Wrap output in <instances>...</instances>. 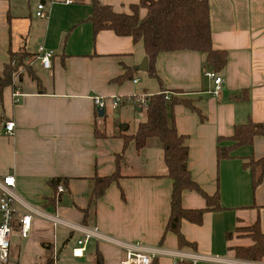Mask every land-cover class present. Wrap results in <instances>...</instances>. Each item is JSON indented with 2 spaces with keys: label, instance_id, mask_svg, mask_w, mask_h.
<instances>
[{
  "label": "crops",
  "instance_id": "1",
  "mask_svg": "<svg viewBox=\"0 0 264 264\" xmlns=\"http://www.w3.org/2000/svg\"><path fill=\"white\" fill-rule=\"evenodd\" d=\"M99 1L126 14L139 3ZM207 3L212 46L227 53L226 66L219 73L224 84L218 96L211 93L213 83L204 75L206 56L199 52L158 55L156 78L149 77L147 70L139 71L146 59L143 42L110 30L94 33L87 22L91 0H0V72L10 62V52H23L40 83L38 86L20 70L11 85L0 89V177H14L15 208L20 214L30 213V209L56 212L73 225L95 226L110 240H91L83 257L74 258L72 249L81 234L62 226L53 228L33 215L26 239L20 237L16 220L7 264L41 263L46 244L52 246L54 264H94L96 252L103 264H119L127 250L151 254L152 264H174L178 253L233 263L240 261L233 248L252 244L236 229L258 221L264 234V175L253 190L250 171L243 167L247 159L264 157V137H255L252 146L237 149L232 159H216L218 138L232 136L235 126L248 121L264 123V0ZM38 5H43L45 18L36 17ZM145 14L140 9V18ZM22 36L33 38V52L22 44ZM39 46L53 52L50 69H43L37 59ZM126 72L132 73L131 78L115 81ZM161 92L188 99L197 109L193 112L176 105L174 126L179 135L187 137L192 180L206 195L217 193L221 207L206 211L200 225L182 220L180 231L189 243L184 247L178 246L172 233L161 241L170 214L171 181L162 177V149L155 139L148 140L142 152L146 155L152 149L157 172L121 174L97 201L86 223L82 212L87 207L90 179L115 169L116 156L106 145L111 137L101 125L106 107L111 108L115 98L119 99L118 109L137 97L145 101ZM96 97L106 102L102 117L94 103ZM5 122L14 123L11 136L5 135ZM96 131L102 136L97 137ZM116 138L122 152L119 134ZM100 140L104 141L101 146ZM58 178L67 179V205L63 200L52 202L50 181ZM182 207L201 210L206 202L198 192L186 190ZM256 262L264 263V258Z\"/></svg>",
  "mask_w": 264,
  "mask_h": 264
},
{
  "label": "trees",
  "instance_id": "2",
  "mask_svg": "<svg viewBox=\"0 0 264 264\" xmlns=\"http://www.w3.org/2000/svg\"><path fill=\"white\" fill-rule=\"evenodd\" d=\"M91 15L87 22L92 25L94 33L110 30L119 37H131L134 42L142 41L146 60L147 74L156 78L154 63L158 55L177 51H195L206 56L205 66L216 74L221 73L227 62V53L216 50L212 46L209 25V10L207 0H139L136 5L130 6V14L116 13L110 6L103 5L99 0H91ZM140 9L146 14L140 18ZM21 59L16 63L17 53L10 52V62L0 72V89L12 84L13 78L21 70L27 54L21 52ZM21 61V63H20ZM29 68V67H28ZM29 77L40 83L36 76L28 71ZM132 73L126 72L115 79L121 82L131 78ZM176 105L188 107L198 112L190 100L174 95L167 96L164 92L150 95L144 101L145 121L137 125L133 134H121L124 150L132 143L136 153L142 151L148 140L155 139L162 149V160L165 173L162 177L171 181L170 214L164 229L163 241L166 233L176 236L179 247L189 245L181 234L182 220L200 225L203 215L209 210H221L218 194L206 195L192 180L188 169L187 137L179 135L174 126L173 109ZM142 109V108H141ZM203 120V117L198 113ZM96 136L101 137L96 131ZM255 137H264V123L248 121L243 125L235 126L232 136L218 138L216 145L217 161L232 159L233 152L241 147L252 146ZM121 153V154H122ZM120 155L115 157V169L106 176H94L90 179L91 187L87 207L82 210L84 223L87 222L97 201L113 183L121 178V167L118 163ZM243 167L250 171L252 189L260 185L264 175V157L258 161L253 158L243 161ZM50 185L54 190L53 203H61L67 191V179H53ZM62 185L64 192L57 191ZM186 190L198 192L206 202V208L201 210H187L182 207V194ZM242 231L251 239L252 244L247 247L233 248L235 257L243 261H260L264 258V234L260 230L259 222L253 225L236 229ZM231 237V233L227 234ZM46 256L39 264H54L51 245H44ZM94 264H103L101 255L96 252Z\"/></svg>",
  "mask_w": 264,
  "mask_h": 264
},
{
  "label": "built area",
  "instance_id": "3",
  "mask_svg": "<svg viewBox=\"0 0 264 264\" xmlns=\"http://www.w3.org/2000/svg\"><path fill=\"white\" fill-rule=\"evenodd\" d=\"M68 3L70 1H67ZM37 18H45L46 13L44 11L43 5L37 6L36 12ZM53 57V52L45 49L43 46H39L37 50V59L39 60L41 67L43 69H50L51 59ZM204 75L207 79L211 80L213 83L212 95L218 96L222 92V86L224 84L223 78L213 72L212 70H205ZM18 95V94H16ZM138 98V97H137ZM135 98L134 103H139L144 106V100L141 98ZM94 103L98 109H104L106 107V102L103 98H94ZM119 105V99L115 98L111 102V108L113 110L117 109ZM5 135L11 136L14 132V123L5 122L3 125ZM15 180L11 175H6L0 177V264H7L11 253V238L14 232V224L18 220L19 224V235L22 239H26L31 230L32 216L41 218L42 220L50 223L53 228L65 227L72 231H77L81 234V237L76 241L75 247L72 249V256L74 258H82L84 252L86 251L87 245L91 240L96 241H109L106 239L99 230L93 227H83L73 225L63 219H61L56 212L47 213L44 211H35L30 209V213L20 214L16 208L15 203H18L17 197L14 192ZM57 191L60 193L64 192L62 185H59ZM188 261L189 264H202V263H212V264H222L220 260L211 259L207 260L199 255L192 254L186 255L182 253L176 254V261L174 264H182ZM119 264H152V255L149 253L134 252L132 250H127L124 256L121 258ZM223 264H264L256 261H234L233 263H223Z\"/></svg>",
  "mask_w": 264,
  "mask_h": 264
},
{
  "label": "rangeland",
  "instance_id": "4",
  "mask_svg": "<svg viewBox=\"0 0 264 264\" xmlns=\"http://www.w3.org/2000/svg\"><path fill=\"white\" fill-rule=\"evenodd\" d=\"M20 40H22V44H25L28 52H33L36 49V46H31V42H33V38L31 36H22L20 37ZM21 56V52H17V64L21 59ZM21 64V70H24L28 73L29 68L26 61L24 60V62ZM136 108L142 109L140 111H137ZM105 112V117H102L101 119L102 130H105L107 135L111 137L107 138L108 141L106 142V145L110 149V152L114 156H121L118 157V163L121 167L120 173L126 175H146L157 172L156 165L158 161L154 159L153 151L151 148L147 150L146 155L144 154V151L136 154L134 146L131 143L129 147H127L122 153L120 152L121 142L116 138L118 134L120 136L123 133L127 135L135 133L137 125L145 121V108L138 103L130 102L129 104L121 105V107L116 110H111V108L107 106ZM124 127L127 128L123 130ZM102 143H104V141L102 142L100 140V146L102 145Z\"/></svg>",
  "mask_w": 264,
  "mask_h": 264
},
{
  "label": "water",
  "instance_id": "5",
  "mask_svg": "<svg viewBox=\"0 0 264 264\" xmlns=\"http://www.w3.org/2000/svg\"><path fill=\"white\" fill-rule=\"evenodd\" d=\"M147 60L146 59H144L143 61H142V63H141V65L139 66V71H142V72H145L146 70H147ZM136 110L137 111H140L141 110V108H136ZM103 114H104V109H99L98 110V115H99V117H102L103 116ZM124 129H126V127H124L123 128V130ZM62 200H63V205H67V197L66 196H63L62 197Z\"/></svg>",
  "mask_w": 264,
  "mask_h": 264
}]
</instances>
